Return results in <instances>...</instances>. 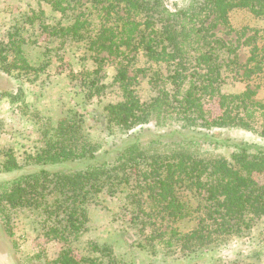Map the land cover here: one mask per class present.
<instances>
[{"label": "trees", "instance_id": "obj_1", "mask_svg": "<svg viewBox=\"0 0 264 264\" xmlns=\"http://www.w3.org/2000/svg\"><path fill=\"white\" fill-rule=\"evenodd\" d=\"M177 2L170 6L167 0H51L70 18L68 24L58 21L53 28L35 15L45 33L83 41L95 60L108 55L122 58L114 75L121 98L104 110L108 123L124 139L100 148L92 143L83 121L54 124L51 118L37 116L39 139L45 146L26 155L22 165L11 153L1 165L5 172L41 166L0 191V216L9 223L12 207L23 204L41 206L47 217L62 209L64 228L52 230L54 237L65 241L55 264H120L113 258L77 256L66 236L82 231L87 210L81 202L101 187L127 191L142 210L150 204L144 222L151 223L155 216L173 223L197 221L189 233L172 228L171 233L185 242L202 239L203 244L213 232H241L264 218V181L257 177L264 174V100L251 87L252 81L264 77V42L247 38L250 56L242 64L238 46L215 32L220 26L232 27L230 16L236 10L264 16V0ZM13 37L5 46L13 57L2 52L0 69L8 74L35 70L23 54L25 40ZM138 50L165 72L159 81L167 89L150 103L140 98L136 80L129 75L130 59L136 57L132 53ZM103 52L106 56L99 58ZM228 78L245 81L247 86L240 92H226ZM214 100L218 113L208 106ZM225 127L253 132L263 143L221 140L213 134L214 129ZM207 142L216 146L214 150L199 153V146ZM220 146L229 151L219 150ZM69 162L80 165L50 170Z\"/></svg>", "mask_w": 264, "mask_h": 264}, {"label": "rangeland", "instance_id": "obj_2", "mask_svg": "<svg viewBox=\"0 0 264 264\" xmlns=\"http://www.w3.org/2000/svg\"><path fill=\"white\" fill-rule=\"evenodd\" d=\"M175 1L167 0L170 6ZM50 2L0 0V56L6 53L9 59L13 57L9 47H5L13 36L20 41L24 39L21 45L23 54L36 68L14 70L10 74L0 69V191L5 190L15 178L41 167L30 164L9 172L1 169L10 153L22 165L26 155L45 146L39 139L37 116L51 118L54 124L62 120L83 121L92 143L100 148L124 139L120 130L108 123L104 110L107 104L121 98L114 75L122 58L106 56L103 52L98 57L106 58L95 60L83 41L45 33L35 15L42 16L52 28L58 21L68 24L70 19ZM177 3L181 4L182 0ZM230 22V29L220 26L215 32L238 46L239 61L244 64L251 49L244 41L252 36L264 42V16L256 17L246 9L236 10L231 14ZM132 54L136 57L130 59L129 75L136 80L134 86L140 98L150 103L162 89H167L166 84L159 81L165 72L160 65L149 61L144 51ZM93 81L95 85H92ZM246 86L245 81L228 78L223 90L236 93ZM251 87L258 89L256 97L264 100V77L252 81ZM9 95L16 96V100H10ZM208 106L218 113L216 100ZM213 134L221 140L230 138L263 143L262 138L245 129L216 128ZM215 147L212 143H203L198 152L204 154ZM219 150L229 151L225 146H220ZM76 165L69 162L48 168L67 171ZM257 177L264 181V174ZM81 204L87 210L84 211L82 231L79 234L66 233L77 256L90 255L99 260L113 258L120 264H264V218L241 232H213L202 244V239L185 242L178 239L179 235L171 233L172 228L180 233H189L197 226V221L173 223L155 216L151 223L144 222L147 218L144 211L148 212L151 205H144L147 210H142L122 189L109 191L101 187ZM40 208L32 204L12 207L9 223L0 216V248L7 257L4 264H55L54 259L65 241L54 237L52 230L57 229L54 227L64 228V221L60 220L62 209L54 211L49 218L42 214ZM49 231L51 233L47 234ZM159 232L162 234L158 235Z\"/></svg>", "mask_w": 264, "mask_h": 264}, {"label": "crops", "instance_id": "obj_3", "mask_svg": "<svg viewBox=\"0 0 264 264\" xmlns=\"http://www.w3.org/2000/svg\"><path fill=\"white\" fill-rule=\"evenodd\" d=\"M6 262H7V257L5 253L2 251V249L0 248V264H4Z\"/></svg>", "mask_w": 264, "mask_h": 264}]
</instances>
